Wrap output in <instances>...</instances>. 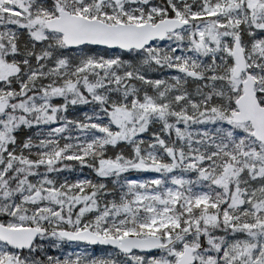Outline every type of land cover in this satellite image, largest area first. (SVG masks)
Returning <instances> with one entry per match:
<instances>
[{"label":"snow or ice","instance_id":"1","mask_svg":"<svg viewBox=\"0 0 264 264\" xmlns=\"http://www.w3.org/2000/svg\"><path fill=\"white\" fill-rule=\"evenodd\" d=\"M0 264H264V0H0Z\"/></svg>","mask_w":264,"mask_h":264},{"label":"rangeland","instance_id":"2","mask_svg":"<svg viewBox=\"0 0 264 264\" xmlns=\"http://www.w3.org/2000/svg\"><path fill=\"white\" fill-rule=\"evenodd\" d=\"M64 250L65 251H75L76 248H75V246H72L71 248H69L68 246H65V249Z\"/></svg>","mask_w":264,"mask_h":264}]
</instances>
